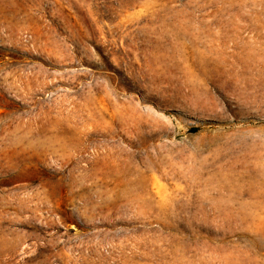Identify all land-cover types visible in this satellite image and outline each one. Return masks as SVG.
<instances>
[{
  "label": "rangeland",
  "instance_id": "obj_1",
  "mask_svg": "<svg viewBox=\"0 0 264 264\" xmlns=\"http://www.w3.org/2000/svg\"><path fill=\"white\" fill-rule=\"evenodd\" d=\"M0 264H264V0H0Z\"/></svg>",
  "mask_w": 264,
  "mask_h": 264
}]
</instances>
